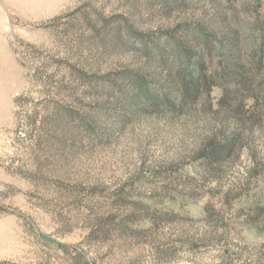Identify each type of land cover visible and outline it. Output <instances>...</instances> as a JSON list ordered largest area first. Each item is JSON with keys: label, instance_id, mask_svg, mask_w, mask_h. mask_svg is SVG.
Wrapping results in <instances>:
<instances>
[{"label": "rangeland", "instance_id": "374dc122", "mask_svg": "<svg viewBox=\"0 0 264 264\" xmlns=\"http://www.w3.org/2000/svg\"><path fill=\"white\" fill-rule=\"evenodd\" d=\"M256 11L264 0H0V264H264V122L240 155L201 160L233 132L219 50L176 111L196 30L220 41Z\"/></svg>", "mask_w": 264, "mask_h": 264}, {"label": "trees", "instance_id": "16d2710c", "mask_svg": "<svg viewBox=\"0 0 264 264\" xmlns=\"http://www.w3.org/2000/svg\"><path fill=\"white\" fill-rule=\"evenodd\" d=\"M231 19L236 27H232L227 37L219 41L197 29L196 37H192L201 48V53L197 57L187 52L181 55V67H184L185 73L190 76L191 83L176 97V102L181 106H178L177 112L186 108V98L191 94V90L202 83V80L207 82V47L221 53L218 63L221 67L216 70L215 76L232 86L231 91L225 90L216 111H222L227 119L225 122H230L233 132L228 136L222 134L220 141L215 138L206 146L201 160L207 162L209 169L216 163L223 164L235 153L240 155L239 152L244 147L243 138H250L253 134L252 127L264 122V21L258 11L250 13L246 19L232 14ZM242 30L249 34L245 43L241 39ZM207 43L211 45L208 46ZM243 47H247L246 56L242 55ZM225 122L223 123L227 124Z\"/></svg>", "mask_w": 264, "mask_h": 264}]
</instances>
